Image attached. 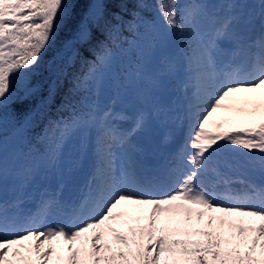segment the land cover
Listing matches in <instances>:
<instances>
[{
    "label": "rangeland",
    "instance_id": "rangeland-1",
    "mask_svg": "<svg viewBox=\"0 0 264 264\" xmlns=\"http://www.w3.org/2000/svg\"><path fill=\"white\" fill-rule=\"evenodd\" d=\"M261 1L171 0L175 25L187 30L185 57L175 28L163 21L154 22L153 33L145 24L129 48L121 25L115 27L118 47L94 79L85 115L73 124L57 120L45 161L28 146L15 175L16 154L0 169V233L6 222L16 224L12 239L0 242V249L7 246L0 264H246L213 253L253 243L247 253L264 264V201L263 208H249L222 194L217 200L208 189L182 196L171 188L196 154L217 179L245 183L264 199V78L248 90L227 80L232 66L247 68L256 51L248 48L256 38L249 35L264 27ZM99 3L90 12L95 19ZM38 6V0H0V66L11 52L6 32L19 19L28 24ZM83 32L86 38L88 26ZM117 120L128 127L115 129ZM14 133L0 142L1 160L26 127ZM115 133L128 136L122 147L128 153L145 151L146 170L124 171ZM184 145L186 153L179 151ZM48 199L57 206L43 210ZM32 212L42 220L24 233ZM141 242L145 258H136ZM200 254L206 255L197 260Z\"/></svg>",
    "mask_w": 264,
    "mask_h": 264
},
{
    "label": "trees",
    "instance_id": "trees-1",
    "mask_svg": "<svg viewBox=\"0 0 264 264\" xmlns=\"http://www.w3.org/2000/svg\"><path fill=\"white\" fill-rule=\"evenodd\" d=\"M38 1L28 24L19 19L18 27L6 32L11 52L7 63L0 66V142L22 127L27 132L3 155L8 160L16 154L18 166L23 165L28 146L44 153L58 129V118L73 123L85 114L94 79L104 70L106 56L118 47L114 36L119 24L123 31L120 39L129 48L132 41L139 40L145 24L153 33L154 22L163 21L175 28V39L184 56L189 55L187 30L175 25L171 0ZM98 1L101 14L95 19L90 12ZM86 26L88 35L84 38ZM134 53L138 59L139 54L136 50ZM44 130L48 137L41 141L37 135ZM207 239H213L212 231ZM167 243L165 239L163 246L170 247ZM254 245L236 252L227 245L226 253L213 255L219 260L224 255L232 260L238 256L243 263L254 264L257 253H247L248 249L254 251ZM144 247L141 242L136 258H145ZM205 255H198L197 260Z\"/></svg>",
    "mask_w": 264,
    "mask_h": 264
},
{
    "label": "bare ground",
    "instance_id": "bare-ground-1",
    "mask_svg": "<svg viewBox=\"0 0 264 264\" xmlns=\"http://www.w3.org/2000/svg\"><path fill=\"white\" fill-rule=\"evenodd\" d=\"M257 12L259 13V15L262 14V16L264 18V2L263 1H261L260 5L258 6ZM223 19H227V18L224 16ZM263 22H264V20H263ZM263 22H262V24H263ZM229 23H230V20H229ZM260 27H259L260 30L258 29V31L256 32V35H254V34L249 35L250 38L256 37L254 39V42L251 41V44L248 46L249 49L252 48V50L253 49L258 50L255 42L257 41V39H262L264 37V30H263L264 27H262L263 32H262ZM246 58L244 60H247ZM232 69H234V71L236 72V74L238 76L236 81L232 82L233 83L232 87L236 86L237 88H243L244 90H248V87H249L248 85H250V84L251 85H257V86L259 85V82L257 79L261 78L262 76H260V71L258 68H257V71L256 70H250V72H247V71H245L244 68H242L240 63H238V64L233 65ZM247 75H249V78L252 79V80H249L251 82L250 84L247 80L248 79ZM262 78H264V74H263ZM224 79H226V78H224ZM227 80L231 81V79H227ZM243 81H244V83H243ZM239 84L247 85V86L241 87V86H239ZM116 122H117L115 124L116 128H121L122 130H124V128L128 127L126 125V122H121L120 120H117ZM186 138H187V136H184L183 142ZM189 138H187V141L189 140ZM125 140H126V137L124 139H122L121 142L119 141L116 143V145H118V147H116L117 153L115 155V158H118L119 165L124 168L125 172L127 170H129L131 172H136L137 170H139V171L146 170L147 167H146L145 160H147L148 155H146L145 151L142 148H138V147H136L133 150V152L128 153L125 149H122L123 145H125V143H124ZM187 141L185 143H187ZM194 146H195V144H194ZM191 147H192V144H191ZM187 150H188V148H185V145H184L182 148H180L179 151H181V152L185 151V153H186ZM183 163H184V165H183L181 171L179 172L178 177L176 176V179H175V181L171 187L172 190L174 191L175 195H182V196H186L185 194L195 195L197 193H202V190L208 189L213 194L216 193L217 200L218 199L220 200L221 198H219V196H220L219 193L225 194L226 196H229L230 193H232L234 195H237L238 193H239L238 195L245 193V194L249 195L248 196L249 199H247V197H245V196H242L246 199H243V200L241 199L239 201V205L244 204V206L249 207V208H256V207L257 208H263L262 207L263 206L262 202L264 201L263 196L258 197V196H256V194L253 191L250 193L251 189L245 183H242V182L239 183V182H235V181L225 182V181H221L220 179H217L216 176L214 175V171L211 170V168L209 167L208 164H203L202 159H200V160H199V158L196 159V154H193L191 156L189 163H186V161ZM237 197L241 198L239 196H237ZM253 201H255L256 203H254ZM54 202L55 201L48 199V202L47 201L44 202V204H43L44 206L42 207V209L47 210L49 205H50V207H52L54 209L57 206L54 204ZM14 205H15V203H14ZM15 206H17V205H15ZM14 209H12V210H14ZM27 218L28 219L26 220V222H23V226H22L24 233L26 232V230H33L34 228H36L37 225L42 220L41 219L42 217H39V216L36 217V215L33 212L31 213L30 216H27ZM15 226H16L15 223L13 224L11 222H6V227H5L6 231L3 233H0V242L7 241L10 238L12 239V237L9 236L8 234L10 231H14L13 228H15ZM32 234L33 233L30 232V235H32ZM6 248H7V246L0 249V253H4Z\"/></svg>",
    "mask_w": 264,
    "mask_h": 264
}]
</instances>
